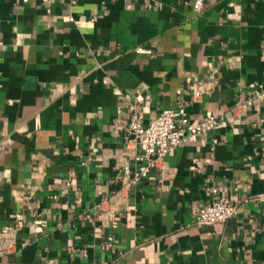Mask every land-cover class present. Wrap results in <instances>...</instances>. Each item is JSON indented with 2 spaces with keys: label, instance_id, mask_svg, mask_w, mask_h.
<instances>
[{
  "label": "crops",
  "instance_id": "0c3cea01",
  "mask_svg": "<svg viewBox=\"0 0 264 264\" xmlns=\"http://www.w3.org/2000/svg\"><path fill=\"white\" fill-rule=\"evenodd\" d=\"M194 3L0 0V264H264V96L235 110L264 85V0ZM180 102L190 129L225 119L121 193L131 111ZM214 189L236 215L194 225Z\"/></svg>",
  "mask_w": 264,
  "mask_h": 264
},
{
  "label": "built area",
  "instance_id": "2783aa9c",
  "mask_svg": "<svg viewBox=\"0 0 264 264\" xmlns=\"http://www.w3.org/2000/svg\"><path fill=\"white\" fill-rule=\"evenodd\" d=\"M23 4L31 1H37L43 5L50 6L57 1H68L76 5L79 0H21ZM207 0H195L193 9L196 13H201ZM73 20L69 17V21ZM138 53H147L148 51L140 47ZM200 91L197 92L199 96ZM264 96V85H260L259 90L250 98L239 102L235 110H250L256 107ZM225 116H211L201 118L192 129L191 121L187 112L185 102H180L177 109H164L160 114L148 124L143 121L142 115L136 110H132L128 127L131 133L132 141L140 147L141 151L135 155L136 163H146L144 167L135 170L131 177L127 178L124 188L129 190L132 186L138 185L144 180L149 172L164 164L168 154L175 148L184 145L195 135H202L215 132L219 129L220 124L224 121ZM214 145L219 143L218 139L213 141ZM125 174H131L130 166L125 167ZM125 182V180H124ZM70 185V184H68ZM238 211V207L233 203L230 197L222 196L217 189L213 190V198L210 204L203 207H197L193 212L194 225L212 226L227 224ZM6 240V237H3ZM6 246L0 247V254L4 255L9 252L11 247L10 241L5 242Z\"/></svg>",
  "mask_w": 264,
  "mask_h": 264
}]
</instances>
